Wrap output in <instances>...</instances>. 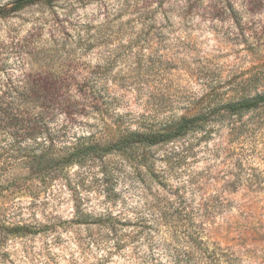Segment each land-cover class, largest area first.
Instances as JSON below:
<instances>
[{
    "label": "rangeland",
    "instance_id": "rangeland-1",
    "mask_svg": "<svg viewBox=\"0 0 264 264\" xmlns=\"http://www.w3.org/2000/svg\"><path fill=\"white\" fill-rule=\"evenodd\" d=\"M48 75L75 81L82 98L67 121L55 106V130L102 143L191 115L209 93L264 92V0H51L0 17V95ZM144 153L75 168L77 189L42 206L48 226L35 236L4 235L0 185V264H264V108ZM75 193L94 217L144 223L143 235L121 244L131 226L71 223Z\"/></svg>",
    "mask_w": 264,
    "mask_h": 264
},
{
    "label": "trees",
    "instance_id": "trees-1",
    "mask_svg": "<svg viewBox=\"0 0 264 264\" xmlns=\"http://www.w3.org/2000/svg\"><path fill=\"white\" fill-rule=\"evenodd\" d=\"M39 1L51 0H18L12 9L0 10V17ZM20 82L21 85L13 86L0 95V145L6 143L5 147H0V185L6 186L4 192H7L10 204L9 220L2 229L4 235L10 238L30 237L44 232V227L48 225H43L36 214L63 189L72 190L73 184L77 189L73 179L75 168L91 167L116 155L127 159L134 156L145 159L144 152L148 148L181 142L196 132H203L212 121L237 122L246 114L264 108V92L217 102H214L216 93H209L203 100L204 108L160 126L120 131L104 143L93 140L92 136H72L66 140L55 130L59 111L55 106L62 101L66 121L72 118L71 109L82 102V98L77 100L71 94L75 81L61 75H48L45 78L24 77ZM83 82L89 84L91 80ZM91 83L94 96H100V92L94 93L97 83ZM73 201V224L92 225L91 219L97 222L104 219L108 232L114 235L131 226L134 231L124 234L119 239L123 242L121 244L129 241L127 239L138 241L143 235L145 224L142 222L135 224L124 215L94 217L86 211L76 193L73 194ZM188 239L190 242L196 240L194 235ZM183 262L188 264L184 259Z\"/></svg>",
    "mask_w": 264,
    "mask_h": 264
}]
</instances>
